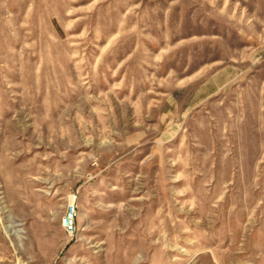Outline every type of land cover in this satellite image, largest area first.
<instances>
[{
    "label": "rangeland",
    "instance_id": "374dc122",
    "mask_svg": "<svg viewBox=\"0 0 264 264\" xmlns=\"http://www.w3.org/2000/svg\"><path fill=\"white\" fill-rule=\"evenodd\" d=\"M0 264H264V0H0Z\"/></svg>",
    "mask_w": 264,
    "mask_h": 264
},
{
    "label": "built area",
    "instance_id": "2783aa9c",
    "mask_svg": "<svg viewBox=\"0 0 264 264\" xmlns=\"http://www.w3.org/2000/svg\"><path fill=\"white\" fill-rule=\"evenodd\" d=\"M77 214H78L77 206L73 201L68 205L65 215L62 219V225L65 231L70 235H73L76 230Z\"/></svg>",
    "mask_w": 264,
    "mask_h": 264
}]
</instances>
